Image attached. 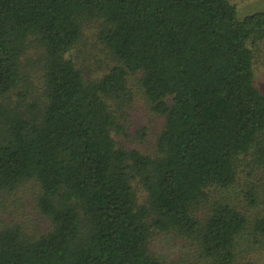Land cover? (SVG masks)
Wrapping results in <instances>:
<instances>
[{
	"label": "trees",
	"instance_id": "16d2710c",
	"mask_svg": "<svg viewBox=\"0 0 264 264\" xmlns=\"http://www.w3.org/2000/svg\"><path fill=\"white\" fill-rule=\"evenodd\" d=\"M95 19L118 64L88 81L71 53ZM256 43L264 11L239 18L231 0H0V194L36 180L52 223L38 238L1 229L0 264H173L151 253L153 230L197 239L218 264L235 263L245 234L264 248V212L209 192L231 188L243 161L264 172ZM129 75L164 119L153 155L114 138ZM261 192L246 191L250 206Z\"/></svg>",
	"mask_w": 264,
	"mask_h": 264
},
{
	"label": "rangeland",
	"instance_id": "374dc122",
	"mask_svg": "<svg viewBox=\"0 0 264 264\" xmlns=\"http://www.w3.org/2000/svg\"><path fill=\"white\" fill-rule=\"evenodd\" d=\"M237 6L239 18L264 11V0H231ZM102 24L100 20L85 21L82 26V35L71 56L77 66L83 71L89 81L101 79L112 67L118 64L117 60L100 40ZM255 52L253 66L254 84L264 93V44H252ZM28 56L38 57L36 51ZM36 65V66H34ZM37 68L36 62L26 69L33 72ZM34 75V74H33ZM129 95L120 101H112L113 106H122L121 118L123 129L114 133V138L121 147L139 149L144 153H155V142L159 135L164 119L150 109L149 102L139 88L138 77L128 76ZM32 89V88H31ZM41 92L32 89V94ZM250 159V157H249ZM137 197L141 203L147 201V193L136 180L132 181ZM253 187L261 192L257 197V207L250 206L245 193ZM36 180H28L14 191L0 194V230L6 226L18 224L22 230L33 238H38L52 229V223L43 215L36 205L41 190ZM212 200H226L233 202L238 209L244 211L250 218L264 212V172L252 167V163L242 162V168L236 183L228 189L213 188L210 191ZM206 208H200L197 217L204 220ZM149 249L151 253L165 263L173 264H218L213 258L204 255L197 239L178 232H159L153 230ZM234 264H264V248L258 240L250 234L239 238L236 248Z\"/></svg>",
	"mask_w": 264,
	"mask_h": 264
}]
</instances>
